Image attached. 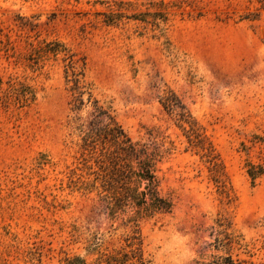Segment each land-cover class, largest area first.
<instances>
[{
	"label": "rangeland",
	"instance_id": "rangeland-1",
	"mask_svg": "<svg viewBox=\"0 0 264 264\" xmlns=\"http://www.w3.org/2000/svg\"><path fill=\"white\" fill-rule=\"evenodd\" d=\"M111 1L0 0L2 88L36 90L28 105H0V264H94L134 233L152 264H264V175L253 184L246 172L264 144V0H125L137 15L107 25ZM52 40L85 57L94 95L134 139L154 128L174 143L158 165L170 212L137 228L69 187L83 166L74 120L91 107L74 109L61 57L40 55ZM169 89L220 154L226 193L161 104Z\"/></svg>",
	"mask_w": 264,
	"mask_h": 264
},
{
	"label": "trees",
	"instance_id": "trees-1",
	"mask_svg": "<svg viewBox=\"0 0 264 264\" xmlns=\"http://www.w3.org/2000/svg\"><path fill=\"white\" fill-rule=\"evenodd\" d=\"M160 4H165L161 1ZM264 7V6H262ZM139 5L133 1H111L108 11L99 12L101 21L118 25L124 18L137 15ZM144 12L164 16L165 12ZM137 17V16H136ZM138 18V17H137ZM142 19V18H140ZM40 55L61 57L67 80L76 93L74 109L77 112L90 106L85 118L74 120L76 145L83 161L82 168L71 169L68 184L73 190L95 194L99 205L112 218L123 216L138 228L140 220L159 213L170 212L174 201L162 192L158 165L174 150L172 141L157 129H149L146 139H134L118 121L112 106L97 98L85 79L86 60L59 40L45 41ZM3 89L0 81V105L12 103L24 106L36 99L33 86L10 79ZM165 111L182 128L183 134L200 158L207 163L211 178L221 192L226 193L225 168L215 145L205 133L191 111L173 90L160 97ZM246 172L252 183L264 175V144L261 145L259 161H247ZM136 228V229H137ZM136 232V230H134ZM216 264H237L231 256ZM66 264H87L81 256L67 258ZM94 264H152L145 256L143 240L136 233L125 246L98 257Z\"/></svg>",
	"mask_w": 264,
	"mask_h": 264
}]
</instances>
